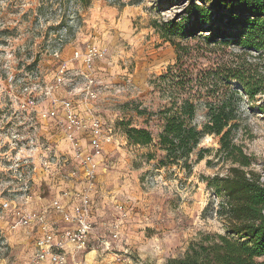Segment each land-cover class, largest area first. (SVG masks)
Segmentation results:
<instances>
[{
    "label": "rangeland",
    "instance_id": "1",
    "mask_svg": "<svg viewBox=\"0 0 264 264\" xmlns=\"http://www.w3.org/2000/svg\"><path fill=\"white\" fill-rule=\"evenodd\" d=\"M188 2L0 0V264H29L36 238L29 227L13 228L14 217L1 208L6 200L39 209L82 184L80 176H67L78 165L70 143L40 111L53 108L56 98L72 99L87 115L83 93L73 90L82 77L68 76L60 85L57 79L63 62L83 69L74 56L91 45L103 56L93 67L98 97L88 102L114 137L105 144L91 198L94 234L71 264H166L208 234L227 233L218 213L226 197L215 179L239 165L234 155L245 158L223 149L215 134H205L189 154L169 153L160 136L174 98L195 93L196 115L186 123L202 130L205 102L233 94L239 117L231 138L247 156L243 168L264 183V94L251 96L224 72L238 59L263 70L264 58L233 43H207L199 34H166L165 23L183 21ZM130 127L148 130L152 141H132ZM61 157L68 160L61 164ZM63 202L68 210L80 204Z\"/></svg>",
    "mask_w": 264,
    "mask_h": 264
},
{
    "label": "trees",
    "instance_id": "2",
    "mask_svg": "<svg viewBox=\"0 0 264 264\" xmlns=\"http://www.w3.org/2000/svg\"><path fill=\"white\" fill-rule=\"evenodd\" d=\"M184 9L183 21L172 19L165 23L166 34H199L207 43H233L244 54L256 52L264 58V0H189ZM224 72L226 78L238 79L251 96L264 94V69L258 64L238 59ZM187 82L190 84L192 79ZM178 84L183 88V79ZM200 85L207 84L203 81ZM194 97L195 93L189 92L182 99H172L166 113H173L160 136L161 144L173 155L180 151L189 154L205 134H215L220 136L223 149L231 155L236 149L245 161L234 155L239 165L231 167L227 176L215 179L217 192L226 197L218 213L226 218L227 233L208 234L193 243L183 257L169 259L166 264H264V183L257 172L243 168L249 161L231 138L239 117L238 103L227 91L206 101L208 121L204 129L198 130L186 123L196 115ZM127 135L138 144L153 139L146 129L130 127Z\"/></svg>",
    "mask_w": 264,
    "mask_h": 264
},
{
    "label": "built area",
    "instance_id": "3",
    "mask_svg": "<svg viewBox=\"0 0 264 264\" xmlns=\"http://www.w3.org/2000/svg\"><path fill=\"white\" fill-rule=\"evenodd\" d=\"M102 56L100 49L91 45L83 53H75L74 58L81 59L83 69H71L66 62L59 66L57 85L65 83L68 76L82 77V85L73 86V90L83 93L89 111L86 116L81 115L72 99L56 98L53 108L40 111L42 118L56 122L70 143L78 165L67 176L70 180L80 176L82 184L74 190L63 191L59 198L39 209H25L11 199L6 200L1 207L9 210L14 217L13 228L29 227L37 233L29 264H71L80 253L87 251L94 234L91 198L97 188L98 169L105 144L112 142L114 137L113 128L105 125L88 102L98 97L93 67ZM56 156L59 161V155ZM67 160L61 157V164ZM71 198L80 203L74 210H68L63 202Z\"/></svg>",
    "mask_w": 264,
    "mask_h": 264
},
{
    "label": "crops",
    "instance_id": "4",
    "mask_svg": "<svg viewBox=\"0 0 264 264\" xmlns=\"http://www.w3.org/2000/svg\"><path fill=\"white\" fill-rule=\"evenodd\" d=\"M35 232V237L37 236L36 234V231H32V232H30V233H34ZM34 240H35V238H34ZM32 252H33V250H32ZM93 252V251H92Z\"/></svg>",
    "mask_w": 264,
    "mask_h": 264
},
{
    "label": "bare ground",
    "instance_id": "5",
    "mask_svg": "<svg viewBox=\"0 0 264 264\" xmlns=\"http://www.w3.org/2000/svg\"><path fill=\"white\" fill-rule=\"evenodd\" d=\"M94 253V251L93 252H91L90 254H93Z\"/></svg>",
    "mask_w": 264,
    "mask_h": 264
}]
</instances>
